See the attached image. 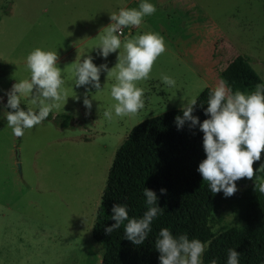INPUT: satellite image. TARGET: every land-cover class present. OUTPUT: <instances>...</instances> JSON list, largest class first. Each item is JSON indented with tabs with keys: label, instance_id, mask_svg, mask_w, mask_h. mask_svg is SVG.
I'll return each instance as SVG.
<instances>
[{
	"label": "rangeland",
	"instance_id": "374dc122",
	"mask_svg": "<svg viewBox=\"0 0 264 264\" xmlns=\"http://www.w3.org/2000/svg\"><path fill=\"white\" fill-rule=\"evenodd\" d=\"M128 1L0 0V105L15 80L29 78L25 57L37 47L57 51L67 97L22 137L12 135L0 111V264H101L104 247L93 224L114 155L130 130L218 85L221 64L236 54H247L264 81V0H150L156 11L120 36L122 44L143 32L164 37L165 51L149 78L136 82L144 107L106 120L102 113L115 103L110 88L116 81L101 72L103 89H90L86 109L84 86L72 89V68L84 56L96 65L116 64V52L102 58L94 47L110 13L140 2ZM202 47H211L204 60L197 55ZM161 74L173 77L176 87L163 85ZM21 104L35 110L29 98ZM64 113L73 116L69 126L55 120ZM241 224L232 208L213 214L215 232Z\"/></svg>",
	"mask_w": 264,
	"mask_h": 264
},
{
	"label": "clouds",
	"instance_id": "9594fccd",
	"mask_svg": "<svg viewBox=\"0 0 264 264\" xmlns=\"http://www.w3.org/2000/svg\"><path fill=\"white\" fill-rule=\"evenodd\" d=\"M155 11L156 7L150 0H140L136 8H120L110 13L111 22L103 28L102 35L98 34L99 42L94 48L98 49V55L102 58L116 52L117 62L113 67L109 68L106 63L96 65L91 56L76 61L72 68V89L73 86H84L82 103L86 109L92 107L90 89H95V92L103 89L101 72L106 73V78L114 75L116 81L110 88V96L115 103L102 113L106 120L113 119L114 115L123 117L135 114L144 107V90L136 82L149 78L154 61L165 51L164 37L149 31L131 39L126 38L122 44L120 34L125 27L139 26L145 16ZM121 48L123 51L117 52ZM57 62V51L37 47L26 55L25 68L30 73L29 78L15 80L5 93L6 104L0 105L3 119L13 136L22 137L26 129L48 118L59 102L66 103L65 81ZM160 81L163 85L176 87L175 79L167 74H161ZM22 97L29 98L35 110L22 108ZM73 99L80 97L75 95ZM195 104L194 99L183 102L182 115L175 116L174 123L178 130L186 122L189 128L198 126L203 133L205 158L199 162L196 171L207 182L211 193L222 192L225 197L231 196L237 191V180L253 179L254 162H260L255 172L264 169V161L261 160V152L264 151V84H257L254 91L244 93L233 91L226 82L221 81L209 89L207 107L203 108L207 118L203 121L193 115ZM257 189L264 193V182L257 184L254 181L253 190ZM159 192L164 195L167 190L160 188ZM143 197L146 210L139 218L129 217L127 205L113 203L110 216L114 223L104 227L105 234L110 235L123 224L124 239L136 246L143 245L151 231L152 221L163 212V208L157 204L155 191L144 187ZM205 247L200 240L189 239L186 233L174 236L168 228H160L154 241L159 264H203ZM239 256L236 249L229 248L226 264H239ZM209 264L217 262L212 259Z\"/></svg>",
	"mask_w": 264,
	"mask_h": 264
},
{
	"label": "trees",
	"instance_id": "16d2710c",
	"mask_svg": "<svg viewBox=\"0 0 264 264\" xmlns=\"http://www.w3.org/2000/svg\"><path fill=\"white\" fill-rule=\"evenodd\" d=\"M247 54H236L220 66V79L233 91L251 92L264 81L251 65ZM209 87L197 97L193 115L200 121L207 117ZM22 108H29L21 104ZM181 109H172L150 117L135 125L118 147L108 171L101 195L92 234L103 244L101 264H159V253L154 241L160 228H168L176 236L186 233L189 239H198L206 247L203 264L215 259L226 264L229 248L239 253V264H264V193L253 190L259 184L264 169L255 172L260 162L253 163V179L241 178L235 183L237 191L225 197L222 192L211 193L207 182L196 171L205 158L203 133L198 126L189 128L186 122L179 130L174 117ZM52 117L50 114L48 118ZM57 123L69 126L71 114L55 117ZM264 161V151L261 152ZM156 192L157 204L163 208L151 223V231L143 245H133L124 239L123 224L106 235L104 227L111 220L113 203L127 205L129 217L139 218L146 210L143 188ZM160 188L167 190L161 195ZM223 207L236 210L241 225L223 231L213 230V214Z\"/></svg>",
	"mask_w": 264,
	"mask_h": 264
},
{
	"label": "crops",
	"instance_id": "0c3cea01",
	"mask_svg": "<svg viewBox=\"0 0 264 264\" xmlns=\"http://www.w3.org/2000/svg\"><path fill=\"white\" fill-rule=\"evenodd\" d=\"M133 1L134 0H129L128 3L131 4ZM207 48L211 49V47H202L201 49H198L197 55L199 59L201 60L206 59Z\"/></svg>",
	"mask_w": 264,
	"mask_h": 264
},
{
	"label": "water",
	"instance_id": "95a60500",
	"mask_svg": "<svg viewBox=\"0 0 264 264\" xmlns=\"http://www.w3.org/2000/svg\"><path fill=\"white\" fill-rule=\"evenodd\" d=\"M16 156H17V165L20 168V153H19V150H17V155Z\"/></svg>",
	"mask_w": 264,
	"mask_h": 264
},
{
	"label": "built area",
	"instance_id": "2783aa9c",
	"mask_svg": "<svg viewBox=\"0 0 264 264\" xmlns=\"http://www.w3.org/2000/svg\"><path fill=\"white\" fill-rule=\"evenodd\" d=\"M125 28L122 29V33L120 34V36H124L126 34V32H128L127 29H125Z\"/></svg>",
	"mask_w": 264,
	"mask_h": 264
}]
</instances>
